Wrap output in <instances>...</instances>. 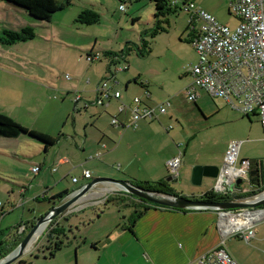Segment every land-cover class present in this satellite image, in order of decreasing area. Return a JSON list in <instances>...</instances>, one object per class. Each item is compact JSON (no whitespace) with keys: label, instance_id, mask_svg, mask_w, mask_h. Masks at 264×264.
<instances>
[{"label":"rangeland","instance_id":"rangeland-1","mask_svg":"<svg viewBox=\"0 0 264 264\" xmlns=\"http://www.w3.org/2000/svg\"><path fill=\"white\" fill-rule=\"evenodd\" d=\"M98 1L100 0H74L72 2L74 5L52 14V17H56L57 20L69 23L72 16L82 6L93 8L99 13L100 19L97 24L85 26L74 22V30L54 24L52 28L56 31L57 36L65 38L51 39L46 42L44 37L50 38L48 22H37L27 16L28 23H30L29 20L34 23L31 24V28L35 32V37L29 41L17 42L15 43L16 46L13 47H7L0 43V114L13 119L24 127L35 125L37 128L46 127L45 129H48L47 123H51V131L54 136L60 135L58 131L63 129V121L68 120V124H71L72 116L69 115V118L60 123L59 119L64 113V109L58 104L65 101V106H69L68 103L71 105L72 103L69 101L68 95L64 97L65 100L61 99L63 92L56 87L57 82L66 75L69 76L66 79L73 78V73L76 71L84 73L81 79L83 82L86 81L87 73L90 75L89 69L92 66L100 62H108L107 55H105L108 47L119 52L128 44L133 50L126 56V61L121 59L117 65L127 67L126 65L129 63L131 70H141L144 73L154 66L167 76V78L162 76L160 78H163V81L170 86L168 97H172L173 112L175 116L177 115L176 119H167L173 127L170 135L176 137L173 140V148L178 154L175 145L181 144L182 149L188 145V164H193L190 169L187 167L185 170H182V167L179 168L176 179H171L172 189L178 193L177 195L187 197L189 189L196 188L192 185L193 168L210 167L209 163L220 156L219 150L224 143L245 140L246 143L244 142L240 146L239 155H243L244 149L248 151L247 154L257 155L256 144L249 141V139L257 136L263 139L257 118H252V123H249L246 118L236 122L226 121L217 113L205 116L203 112L198 111L195 104L183 99L184 96L179 94L187 84L186 77H181L182 72L188 70L197 59L189 42L191 27L188 25L184 10L170 13L167 16L168 25L162 24L165 31L160 32L151 40L149 55L141 58L137 55L135 46L141 47L140 37L153 27L155 21L153 17L154 7L147 5L146 2L148 1H138V3L133 4L134 0H102L104 6L98 4ZM179 2L178 8H181L182 0ZM194 3L212 14L220 24L227 25L231 30L237 25L236 18L227 12L226 0H195ZM119 4L124 6V11L118 10ZM8 6L7 3L0 1V36H2V28L11 23L7 21V9L15 10L16 8ZM134 12L138 13L137 16H139L136 21H132ZM63 29L67 31H63ZM95 41V50L91 51L94 53L100 51V60L93 61L89 65L86 63V52L83 47L88 42H91L93 46ZM81 45L83 46L81 47ZM109 66L114 67L111 64ZM124 72L126 73V71ZM117 78L119 79L118 75ZM156 90H160L157 84ZM123 94L125 93L123 92ZM214 102L221 103L218 98H210V96L202 93L199 104L211 105ZM208 105L204 104L203 109L207 110ZM71 112L72 110L70 111L72 115ZM23 136L21 139L26 138L31 143L40 144L39 141L27 135ZM21 139L0 138V148L17 147L18 145L28 147L24 141L21 142ZM62 140L60 138L59 141ZM28 148L34 149L33 146ZM183 157L184 155L181 158ZM21 160L8 155L3 156L0 153V201L3 203L4 211L0 217V235L2 231L14 233L19 226L18 223L37 220L51 207L52 202L49 199L33 200L31 199L32 194H23L24 189L30 188V185L33 184L35 174L31 172L30 165L35 162L25 160L26 163H24ZM94 161L96 160L89 161L87 165ZM116 165H109L112 172L108 176H102L94 166H88L92 173L89 180L92 178L123 180L117 179V176H121V172L116 169ZM72 172L73 176L79 177L78 169H73ZM50 175L56 177L54 173ZM166 176L171 177L169 174ZM70 177L60 179V186H55L54 191L61 187H69L68 189L71 190L77 187L71 183ZM209 181L213 183L215 178L209 179ZM51 183H54L52 178ZM82 184L83 182L80 181L78 186ZM34 191L35 189L32 192ZM107 194L108 196L102 203L86 205L77 212L73 211L75 214L71 215L70 221L63 220L61 222L60 225L65 234L64 237H61L63 247L59 251H54L53 261L36 260L32 261V264H102L104 259L99 260V256L103 258L107 252L101 248L95 252L91 248L92 241L102 239V236L98 235L100 230L111 223L123 225L134 211V207L113 197L115 194L111 191L105 192L103 195L100 194L101 196H92H98L93 199H101ZM97 216L101 217L97 218ZM52 224L55 225L56 221L46 226L40 236L36 237V242L34 240L28 245L26 255L34 252L36 248L46 250L54 247L43 238ZM69 225L75 226L72 228L73 232L70 231ZM257 225H259L257 240L246 242L239 233L229 236L225 240V250L239 264H263L261 256L264 257V219L254 226V230H256ZM36 253L38 252H34V254ZM26 255L22 258L28 260L29 257Z\"/></svg>","mask_w":264,"mask_h":264},{"label":"crops","instance_id":"crops-1","mask_svg":"<svg viewBox=\"0 0 264 264\" xmlns=\"http://www.w3.org/2000/svg\"><path fill=\"white\" fill-rule=\"evenodd\" d=\"M134 1L135 2L133 4L138 3V1H148L146 2L147 5L154 7V2L152 0ZM187 1L193 3L195 2V0H182V2ZM226 1L228 12L230 0ZM72 2H74V0H72ZM98 4L104 6L102 0L98 1ZM8 5V7H15L11 4ZM119 6L120 4L118 5V10ZM84 8L86 7H80L75 15L72 16L69 23L57 20L56 17H51L48 21V34L50 35V38L44 37L45 41L47 42L51 39L58 40L57 38L61 39V37H63L57 36L56 31L52 28L54 24L62 28L67 27L68 29L71 28L74 30L73 24L75 17ZM7 14L9 19H7V21H10L11 23L5 25L1 31H18L23 27H31V24H34L30 20V23H28V14L24 9L16 7L15 10H11V8H8ZM137 15L138 13L135 12L132 14V21H136L139 18ZM188 25L191 27L189 37V41H191V36L198 32L200 24L195 22L190 25L188 22ZM63 31L67 30L63 29ZM60 41L62 42V40ZM95 44L96 41L93 43V46L91 45V42L85 44L83 50L86 52V56L87 53L89 54L92 52L91 50H95ZM4 46L8 47V45ZM13 46H16V44L9 45V47ZM82 46L83 45H81V47ZM106 50L115 53V51L109 47ZM99 52L100 51L95 53ZM145 56L140 57L144 58ZM99 60L100 56L98 59L93 61ZM107 60L108 62H100L92 66L90 69L88 68L90 75L87 73L86 81L84 82L81 79L83 78L84 73H79L77 71L73 73L72 70L73 78L66 79V77H63L57 82L56 87L63 92L61 99L65 100L66 98L64 97L68 95L70 97L69 101L72 103V105L68 103L69 106H65V101L58 104L64 109V113L59 119L60 123L62 120L69 118V115L72 116L71 124H68V120L63 121L64 127L61 131H58L60 135H57L56 137L54 136V133L51 131V123H47L48 129H45L46 127L37 128L35 125L26 127L54 139L55 142L53 145L45 147L44 144L40 142V144L31 143L26 138L21 139L24 137L23 135L17 138H2L16 140L21 139V142L24 141L28 147H34L33 150L19 145L17 147L0 148V153L3 156L8 155L16 157V159H22L21 161L24 163H26L25 160L35 162L33 165H30V168L35 166L40 167V171L34 176L33 184L30 185V188L24 189V195L32 194L31 199L33 200L49 199L52 202L51 206H53L54 202L56 203L53 199H57L54 196L63 191L71 190L68 189L69 187H61L62 189L60 188L57 191H54L55 186H60V179L71 176V183L79 187L78 185L80 181L84 184L94 179L92 178L91 180H86L83 178L84 171H89L92 177V173L88 166L92 165L102 176H108V174L110 175V172H112V169L110 168L112 164H117L115 167L121 172V176H117V179H123L124 181L128 180L129 182L136 181L141 184H164V188L173 191V187L170 182L171 179H176L178 175L176 177L171 176L166 168V163L177 154L173 148V140L176 137H174V135H170V131L173 127L167 119H176L177 115L175 116L173 112L172 97H168L170 86L163 81V78H160L161 76L167 78V76L165 73H161V70H157L154 66H152L151 69L145 73L141 70H131L129 63H127L126 69H122L125 67L123 65H117L119 62L111 64L114 65L112 68L109 66L111 63L109 57H107ZM91 62L87 61L86 63L90 65ZM124 71H126V73ZM117 75L119 76V79L117 78ZM182 76L186 77V85H188L190 77L188 76L187 70L182 72L181 77ZM103 81H106L113 90L121 93L119 99L111 98L107 102V106L93 104L95 89ZM154 81L156 83H153ZM156 84L160 88L159 91L156 90ZM182 90L179 94L183 97ZM123 92L125 94H123ZM157 92L158 94L156 95ZM202 93L205 92L202 90H196V100L190 103L195 104L198 111L203 112L205 116L217 113L223 120L226 121L231 120L236 122L242 118H246L249 123H252V118H257L253 115L249 117L241 116L237 112L230 110L221 99H219L221 103L214 102L213 104L208 105L206 102L199 104V101L202 99ZM76 95H79L81 98L79 102L74 101ZM135 97L139 98L142 105L149 107L156 106L165 99H169L170 106L166 109L165 113L157 115L155 119L140 120L134 126L131 124L130 111L128 107L132 105V101ZM183 99L185 98L183 97ZM85 103L87 106H85ZM121 103L126 105V107L119 112L117 108ZM204 104L208 105L207 110L203 109ZM71 110L72 115L70 114ZM205 111L207 112L205 113ZM114 117L118 120V125L111 124V119ZM260 129L262 132L261 126ZM60 138L63 140L59 141ZM246 141L256 144L257 155L247 154L248 151L246 149H244L242 156L239 155V160H249L252 162V168L248 171L250 183H243L242 189L246 192L249 190H252L250 192H256L264 189V140L260 139V136H257L249 139V141L246 139ZM244 142L245 140H241V144ZM102 145L105 147H102ZM227 145L228 143H224L219 150L220 156L212 163H209V165H211V168L208 170L210 173H215L216 171L214 168H218L219 170L222 166ZM187 146H184L183 149L181 147L182 155H184V157L181 158L180 165L182 170H185V167L190 169L193 165L188 164L189 152L187 151ZM175 148L178 149L177 145H175ZM98 152L100 153L99 158L93 157L90 159V157L94 156ZM91 160H96L97 162L94 161L87 165ZM195 168L196 167H194L193 170ZM73 169H78L79 177L72 175ZM49 173H54L56 177L51 176ZM168 174L171 177H167L166 175ZM51 178L54 183H51ZM72 178H77L76 183L72 182ZM209 179L214 178L201 175L198 178L195 175L192 179V185L196 188L189 189L190 191L187 198L199 199L206 192H215L214 188L216 187V177L213 183H211ZM201 186L203 187L201 188ZM33 189H35L34 192H32ZM104 193L105 192L100 190L94 195L101 196ZM112 193L115 194L118 192ZM173 193L176 195L178 194L175 191H173ZM106 196H108V194L104 195L101 199H93L98 196L88 198L90 199V202L88 199L85 200L80 207L74 208L72 212H69L68 214L65 213L61 217L57 218L56 223H58L61 228V222L63 220L70 221L71 215L75 214L73 211L77 212L86 205L102 203ZM21 199L23 198L21 197ZM0 203V207H2L3 203L1 201ZM217 214L218 211L212 210H188L184 212L160 206H153L145 211L135 222L132 232L128 230L129 220L124 222L123 225L120 223H111L106 228L101 229L98 235L102 236V239H94V241H92L91 248L95 252L98 251V248L107 252L105 257L102 258L99 256V260L104 259L102 264H198L200 257L209 250L215 248L220 241V234L216 228ZM100 217L101 216H97V218ZM35 221L36 220H30L18 223L19 226L21 225L25 228L23 234L26 232L27 228H31L30 226ZM258 226L259 225H257L256 228L257 232L254 230L255 235L251 241L257 240ZM74 227L75 226L73 225H69L71 232H73L72 228ZM16 230L17 228L12 234L2 231V234L0 235V245H10L13 239L17 238L19 235H23L18 234ZM257 251L259 250L257 249ZM261 258L262 263L264 264V257L261 256ZM37 260L48 262L53 261V258Z\"/></svg>","mask_w":264,"mask_h":264},{"label":"built area","instance_id":"built-area-1","mask_svg":"<svg viewBox=\"0 0 264 264\" xmlns=\"http://www.w3.org/2000/svg\"><path fill=\"white\" fill-rule=\"evenodd\" d=\"M166 1L177 7L180 5L179 0ZM180 9L185 11L190 25L195 22L200 24L198 32L191 40L197 59L187 70L190 82L182 90L183 96L189 102H194L197 97L196 90H202L211 98L221 99L230 110L241 116H256L264 139V0H230L229 13L238 21L232 30L227 25L220 24L213 15L193 2H182ZM119 10L124 11V6L120 5ZM98 58L99 53L91 52L86 56L88 62ZM65 77L69 78L68 75ZM120 95L119 91L113 90L103 81L95 89L93 104L107 106L111 98L119 99ZM80 99V96L76 95L74 101L79 102ZM169 106V99L149 107L142 105L139 98L135 97L132 105L128 107L131 124L135 126L140 120H153L157 115L165 113ZM124 107L126 105L121 103L117 109L121 112ZM118 123L115 117L111 119L112 125ZM181 146L177 145L178 154L166 163V168L173 177L178 175L181 165ZM240 146V141L228 143L223 164L216 177L214 193L232 197L252 191L246 192L242 189L243 183H250L248 171L252 168V162L239 160ZM99 156L98 152L90 159ZM39 171L38 166L31 169L34 174ZM83 178L90 179V172L84 171ZM238 180H241L240 186H236ZM76 181L77 178H72L73 183ZM261 192H264V189L258 193ZM252 197L245 196L233 200L242 201ZM233 219L241 223L230 224ZM263 219L264 207L218 211L216 228L220 241L215 248L200 257L198 264H239L225 250L226 238L239 233L246 242H250L255 235V224ZM24 229L19 226L18 234H22Z\"/></svg>","mask_w":264,"mask_h":264},{"label":"trees","instance_id":"trees-1","mask_svg":"<svg viewBox=\"0 0 264 264\" xmlns=\"http://www.w3.org/2000/svg\"><path fill=\"white\" fill-rule=\"evenodd\" d=\"M0 1H3L11 5L16 4L19 7H22L27 12L28 16L36 20L37 22L38 21L48 22L51 19L52 14L72 5V0H0ZM118 1H124V0H118ZM152 1L154 2L155 13L153 17L155 21H154L153 27L149 29L148 31L144 32L142 36L140 37V42L142 44L141 47L138 48L135 46L137 50L136 53L139 56H145L146 54H149V52L151 51L150 49L151 40L154 39V37L160 32L165 31V28L163 27L162 24L168 25L167 16L170 13H176L177 11L181 10L180 8L172 5L166 0H152ZM228 14L230 15L229 11H228ZM99 19H100V16L98 12H96L93 8L86 7L78 13L74 22L80 25L89 26V25L97 24L99 22ZM194 36L195 35H192L191 37L193 38ZM34 37H35V32L31 27H23L19 29L18 31L3 30L2 36H0V43H2L3 45L9 46L17 42H25V41L32 40ZM147 38H150V40H147ZM189 42L191 44V41ZM132 50H133L132 47L127 44L121 51L115 52V53L107 51L105 52V55L109 57L111 61L110 64H115L119 62L121 59L125 60L126 56ZM21 135H27L28 137H31L39 141L40 143L44 144L45 147L53 145L55 142V140L51 139L49 136H46L38 132H35L33 130H30L22 126L18 122L14 121L13 119H10L9 117L5 115L0 114V138H17ZM132 183L145 190L176 195L173 193V191L168 190L167 188H164V184H150V183L141 184V183H137L136 181H133ZM260 191L261 190H258L256 192L244 193L242 195L232 196V197L209 191L203 194L199 198V200L217 201V202L229 201V200H233L234 198L253 196L254 194ZM66 193L67 191H63L54 197L61 198ZM113 197H116L123 203L134 207L133 213L128 218L129 219L128 230L130 232H132V228L135 222L143 215L145 211H147L153 206L158 207L157 205L149 204L145 202L144 200L138 199L134 196H130V195H127L121 192L115 193V196ZM172 210L184 211V212L188 211V210H181V209H172ZM3 214H4V211H3V206H2L0 207V217ZM56 220L57 219H55L52 222H55ZM29 229L30 228H27L26 231H28ZM62 236L63 237L65 236L63 232V228L62 227L60 228L58 223H56L55 225L52 224L50 229L44 234L43 238L46 242H48L49 244H52L54 247L52 249L50 248L46 250H39L38 248H36L34 252L37 251L38 253L36 254H34V252L29 253L26 256V257H29L28 260H25L21 257L19 260L15 262V264H32V261H35L37 259L53 258L54 251H59L63 247V242H61ZM22 237L23 235L17 236V238L12 240L10 245H7V244L4 246L0 245V259L9 253L18 244V242H20Z\"/></svg>","mask_w":264,"mask_h":264},{"label":"water","instance_id":"water-1","mask_svg":"<svg viewBox=\"0 0 264 264\" xmlns=\"http://www.w3.org/2000/svg\"><path fill=\"white\" fill-rule=\"evenodd\" d=\"M13 6L23 9L16 4ZM211 167L195 168L192 173V179L195 175L215 178L218 174V168H214L215 173H210L208 170ZM198 171V173H197ZM202 173V174H201ZM193 181V180H192ZM241 185V180L236 182V186ZM112 187L111 192H121L130 196H134L145 202L170 209L181 210H212V211H227L238 209H260L264 207V192L256 193L251 199L242 201H205L192 199L187 197L176 196L172 194L160 193L145 190L132 182L123 180H114L108 178H94L81 186L67 191L61 198L53 199V206L31 226L28 232L22 237L20 242L3 258L0 259V264H15L17 260L23 257L28 245L34 239L37 231L44 225L43 230L55 219L61 217L65 213H69L73 208L79 207L88 198L94 197L95 193L100 190ZM108 190L107 192H109Z\"/></svg>","mask_w":264,"mask_h":264},{"label":"bare ground","instance_id":"bare-ground-1","mask_svg":"<svg viewBox=\"0 0 264 264\" xmlns=\"http://www.w3.org/2000/svg\"><path fill=\"white\" fill-rule=\"evenodd\" d=\"M108 190L111 191V190H113V189H112V187H108V188L102 189V191H105V192H107ZM229 223H230V224H238V223H241V221L238 222L237 219H233V221H230ZM43 228H44V225L41 226V227L39 228V230L37 231V233H36L34 239L31 241V243L36 239V237H37L38 235L40 236V233L43 231ZM36 240H37V239H36ZM36 240H35V242H36ZM29 245H30V244H29Z\"/></svg>","mask_w":264,"mask_h":264},{"label":"flooded vegetation","instance_id":"flooded-vegetation-1","mask_svg":"<svg viewBox=\"0 0 264 264\" xmlns=\"http://www.w3.org/2000/svg\"><path fill=\"white\" fill-rule=\"evenodd\" d=\"M23 234V233H22Z\"/></svg>","mask_w":264,"mask_h":264}]
</instances>
